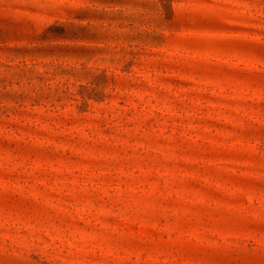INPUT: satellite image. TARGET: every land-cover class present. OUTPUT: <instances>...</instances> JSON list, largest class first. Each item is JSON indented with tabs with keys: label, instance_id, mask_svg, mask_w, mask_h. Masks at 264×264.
Wrapping results in <instances>:
<instances>
[{
	"label": "rangeland",
	"instance_id": "rangeland-1",
	"mask_svg": "<svg viewBox=\"0 0 264 264\" xmlns=\"http://www.w3.org/2000/svg\"><path fill=\"white\" fill-rule=\"evenodd\" d=\"M0 264H264V0H0Z\"/></svg>",
	"mask_w": 264,
	"mask_h": 264
}]
</instances>
